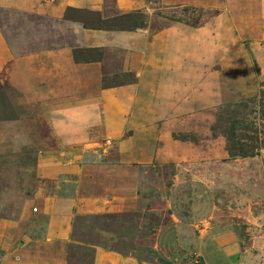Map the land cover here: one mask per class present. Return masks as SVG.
I'll return each instance as SVG.
<instances>
[{
  "label": "rangeland",
  "instance_id": "1",
  "mask_svg": "<svg viewBox=\"0 0 264 264\" xmlns=\"http://www.w3.org/2000/svg\"><path fill=\"white\" fill-rule=\"evenodd\" d=\"M80 4L106 19L139 11L145 25L85 28L0 6V264H24L30 249L48 264H113L97 252L117 264H264V0ZM75 47L102 51L91 90L9 83L15 58ZM24 69L12 72L27 86ZM77 111L93 119L83 129L68 118ZM59 199L65 221L53 223Z\"/></svg>",
  "mask_w": 264,
  "mask_h": 264
},
{
  "label": "crops",
  "instance_id": "2",
  "mask_svg": "<svg viewBox=\"0 0 264 264\" xmlns=\"http://www.w3.org/2000/svg\"><path fill=\"white\" fill-rule=\"evenodd\" d=\"M80 2L81 0H0V6H11L19 10L35 12H49L62 19L64 18V22H68V19L64 17L66 7H80L82 6ZM71 50L72 48H54L35 55L15 58L11 61L9 73L7 74L9 83L20 91L33 92L38 88H44V93L56 96L75 91L78 93H84L85 90H91L99 82V67L96 65L97 62H75L73 60ZM18 62H21L25 65L26 70L24 69V76L29 81L30 79L28 75L32 76V80L36 81L34 84H30L31 81L27 82V79H25L26 84L28 83V85L25 86V82L19 81L15 72H12L13 66L15 67ZM89 98L91 97H77L75 98V101H68L67 103L72 104L74 102L78 105L80 102ZM59 103L64 104L62 103V100H60ZM90 114L91 113L89 112V115ZM68 118H71L69 119L71 120L70 122H72V120L73 122H76V119H78L80 122H78L79 124L77 126L75 125V127H79L81 129H83V124H88L87 122L89 120H93L84 111H77V115H71V117L69 115ZM86 136L84 138H86ZM66 138L67 136H64L62 140H66ZM86 139L89 138L87 137ZM53 209V213L50 214V219L53 221V223L65 221V199L57 200L54 203ZM58 234L61 236V231H58ZM30 245L31 243L29 245L26 243V246L30 247ZM101 255H103L105 259L113 262V264L120 262L118 257H115L114 255H108V253L105 252L98 254L97 252V258H99ZM19 258H21V255ZM23 259L24 264L49 263L46 258L40 256L31 249L27 256L25 254L23 255Z\"/></svg>",
  "mask_w": 264,
  "mask_h": 264
},
{
  "label": "trees",
  "instance_id": "3",
  "mask_svg": "<svg viewBox=\"0 0 264 264\" xmlns=\"http://www.w3.org/2000/svg\"><path fill=\"white\" fill-rule=\"evenodd\" d=\"M72 12H76V13L84 12L90 15H94L96 17L95 18L96 22H91L82 16L72 17L71 16ZM64 17L66 19H70V20L74 19V20L80 21L85 28L131 30V29L142 27L145 25V15L139 11L127 12L115 18L106 19V18H101L97 11L82 10V9L68 6L65 9ZM174 20L178 21V19H174ZM84 51H95L96 56L94 57L83 56L82 53H84ZM71 52H72L73 60L75 62L99 61L102 57V51L98 48L83 49V48L75 47V48H72ZM107 79L109 78L103 77L101 79V85L103 88H106L109 86V84L106 83ZM236 122H237L236 120H233L230 126V134L232 136H235ZM234 155L245 156L246 153H235Z\"/></svg>",
  "mask_w": 264,
  "mask_h": 264
}]
</instances>
